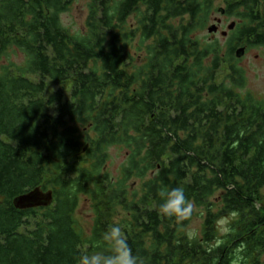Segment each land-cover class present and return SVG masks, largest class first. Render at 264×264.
<instances>
[{"label": "trees", "instance_id": "16d2710c", "mask_svg": "<svg viewBox=\"0 0 264 264\" xmlns=\"http://www.w3.org/2000/svg\"><path fill=\"white\" fill-rule=\"evenodd\" d=\"M215 1L89 0L74 34L61 18L73 0H0V264L110 254L113 226L145 264H264V101L240 91L236 56L264 45V12L259 0H225L241 21L226 48L203 45L193 34ZM113 146L126 151L118 177ZM176 187L193 206L187 219L160 211L158 192ZM35 188L53 202L18 209ZM195 208L203 227L190 236Z\"/></svg>", "mask_w": 264, "mask_h": 264}, {"label": "rangeland", "instance_id": "374dc122", "mask_svg": "<svg viewBox=\"0 0 264 264\" xmlns=\"http://www.w3.org/2000/svg\"><path fill=\"white\" fill-rule=\"evenodd\" d=\"M89 0H73L69 9L62 14V23L65 27L69 29L70 32L76 33H84L86 31V21L89 13L88 9ZM219 7H226L225 0H216L215 1V9ZM221 16L219 12L212 13L210 22L204 27L199 28L194 31L193 36L199 38L203 45L208 43H212L214 40H218L217 42L225 48L227 43L226 37H224L221 32L217 35L214 32H209L208 27L215 23V17ZM241 21L239 16L231 15L225 21L224 26L222 27L224 30H228V26L233 22ZM132 23H136V16H132ZM139 37L135 39L130 46V49L137 54L135 57L138 59V62L142 57H145V47H142L141 50L138 49ZM243 56L238 59V66L244 71L246 82L243 88L240 89L243 93L250 92L253 94L258 100L264 101V46H252L249 48L247 52H245ZM11 58L16 63H22L24 61V56L19 54L12 53ZM2 63H6L4 60ZM226 75L228 69L222 67ZM126 160V151L120 146H113L110 149V158L108 162V167L110 172L118 177L121 172V168L123 163ZM201 212H203L200 208H195L194 215L187 227V232L190 236L200 235L203 227V218L201 217ZM77 218L86 232H90L93 220H94V212L92 208V203L85 198H82L80 207L77 211ZM219 239H222L223 236L228 232L229 220L228 218H222L219 221ZM239 263V262H238ZM232 264H235L234 262Z\"/></svg>", "mask_w": 264, "mask_h": 264}, {"label": "clouds", "instance_id": "9594fccd", "mask_svg": "<svg viewBox=\"0 0 264 264\" xmlns=\"http://www.w3.org/2000/svg\"><path fill=\"white\" fill-rule=\"evenodd\" d=\"M158 196L162 200L160 211L165 216H175L179 219H187L190 216L193 206L187 200L183 187L161 189ZM102 239L110 249V254L102 251L83 253L79 256L78 264H145L143 259L133 254L119 226L111 227L103 234Z\"/></svg>", "mask_w": 264, "mask_h": 264}, {"label": "water", "instance_id": "95a60500", "mask_svg": "<svg viewBox=\"0 0 264 264\" xmlns=\"http://www.w3.org/2000/svg\"><path fill=\"white\" fill-rule=\"evenodd\" d=\"M235 25V22L229 25V28L232 29ZM209 32L216 31V24H212L208 27ZM245 54V48L240 47L236 50V56L240 58ZM53 193L52 191H44L41 188H35L25 194H22L14 199V205L18 209H30L36 207H45L50 205L53 202Z\"/></svg>", "mask_w": 264, "mask_h": 264}, {"label": "flooded vegetation", "instance_id": "af4514ba", "mask_svg": "<svg viewBox=\"0 0 264 264\" xmlns=\"http://www.w3.org/2000/svg\"><path fill=\"white\" fill-rule=\"evenodd\" d=\"M259 7H260L261 11L264 12V0H259ZM216 12H219L221 16H216L215 17V21L216 22L213 23V24H216V31L214 33H216V35H217L219 32H221V34L224 37L228 38L227 40H229L231 35H232V33H233V31L236 29V26H237L238 22L233 21V23L235 22L234 27L232 29H230L229 26H228V30H224L222 27L224 26L225 21L228 19L229 16H231V15L233 16L234 14L232 13V11H230V8L228 7L227 3H226V7L216 8ZM217 41L218 40H216V43H217ZM226 45H227V43H226ZM226 45H225V48H226ZM262 46H264V45H262ZM240 47L245 48V52H247L249 50V48H251L252 46L241 45L238 48H240ZM245 55H246V53H245ZM238 59H240V58H238ZM234 263L235 264H240V261L239 260H234Z\"/></svg>", "mask_w": 264, "mask_h": 264}]
</instances>
